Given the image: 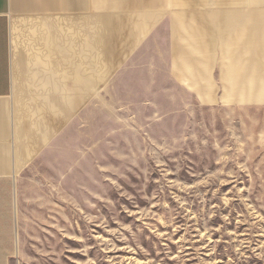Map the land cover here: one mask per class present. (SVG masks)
<instances>
[{
    "label": "rangeland",
    "instance_id": "1",
    "mask_svg": "<svg viewBox=\"0 0 264 264\" xmlns=\"http://www.w3.org/2000/svg\"><path fill=\"white\" fill-rule=\"evenodd\" d=\"M214 1L108 18L109 80L56 114L12 264H264V1Z\"/></svg>",
    "mask_w": 264,
    "mask_h": 264
},
{
    "label": "crops",
    "instance_id": "2",
    "mask_svg": "<svg viewBox=\"0 0 264 264\" xmlns=\"http://www.w3.org/2000/svg\"><path fill=\"white\" fill-rule=\"evenodd\" d=\"M248 1L261 5L264 0ZM153 3L154 0H0V264H12L18 254L28 210L37 200L33 191L46 184L28 171L59 136L56 114L66 115L73 110L75 101L70 92L85 94L83 90L99 89L109 80V69L106 73L98 70L96 80L91 70L94 58L96 66H109L108 18L119 19L112 21L114 24L149 22L136 15L140 12L147 17L146 9ZM216 10L224 11L228 22L232 15H244L240 9ZM257 10L264 15V9L258 6ZM204 12L214 13L202 10L197 14ZM134 16L135 19H123ZM261 21L254 25L258 33L264 30ZM175 26L183 28L182 18H177ZM187 31L191 51H198L202 41L192 29ZM260 66L264 72V63ZM250 73L246 72L247 80ZM259 78L264 80V74Z\"/></svg>",
    "mask_w": 264,
    "mask_h": 264
}]
</instances>
